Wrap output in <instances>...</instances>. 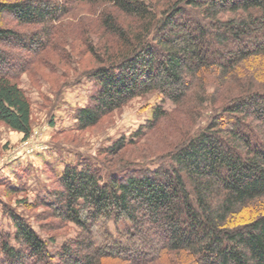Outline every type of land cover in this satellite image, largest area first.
Wrapping results in <instances>:
<instances>
[{"label": "trees", "instance_id": "16d2710c", "mask_svg": "<svg viewBox=\"0 0 264 264\" xmlns=\"http://www.w3.org/2000/svg\"><path fill=\"white\" fill-rule=\"evenodd\" d=\"M83 4L97 8L104 42L88 44L97 67L74 80L92 84L75 131L154 94L188 124L152 168L65 163L35 204L41 220L76 229L56 255L0 203L13 229L0 230V264H264V0H0V123L24 141L31 105L18 79L55 24ZM170 114L154 107L151 120L101 154L137 146ZM109 223L123 224L117 237Z\"/></svg>", "mask_w": 264, "mask_h": 264}, {"label": "rangeland", "instance_id": "374dc122", "mask_svg": "<svg viewBox=\"0 0 264 264\" xmlns=\"http://www.w3.org/2000/svg\"><path fill=\"white\" fill-rule=\"evenodd\" d=\"M97 12L96 7L86 4L74 7L68 17L55 24L46 51L33 57L27 72L18 79V85L31 105V137L24 141L22 134L0 123V203L31 224L46 242L51 255H56L62 243L75 236L76 229L71 225L61 228L49 219L41 220L38 217L45 212L35 204L47 199L65 163L73 164L84 159L102 161L112 169L129 162L148 163L152 168L158 164L155 161L159 155L165 154L175 140H180L181 132L188 124L185 115L175 110V106L154 94L132 100L96 127L75 131L73 114L87 105L92 84L82 80L75 85L74 80L79 74L97 67L88 53V44L92 42L100 47V43L104 42L98 34ZM5 24L11 28L14 25L7 21L1 25ZM18 31L29 33L33 29ZM15 56L24 58L27 55L16 52ZM262 81L264 83V76ZM157 106L171 114L150 135L137 146L126 148L117 157L101 154L114 141L129 137L151 120L152 111ZM206 115L208 111L204 112V117ZM18 190L21 191L18 194L13 192ZM24 201L25 206L20 204ZM48 225L54 228L50 230ZM122 228L123 224L109 223V230L116 237L117 231ZM0 230L13 231L10 221L2 214V207ZM52 236L54 242L49 241Z\"/></svg>", "mask_w": 264, "mask_h": 264}]
</instances>
